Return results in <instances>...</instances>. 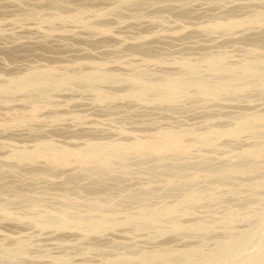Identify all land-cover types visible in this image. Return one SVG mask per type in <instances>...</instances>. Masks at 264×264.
<instances>
[{"label": "bare ground", "instance_id": "1", "mask_svg": "<svg viewBox=\"0 0 264 264\" xmlns=\"http://www.w3.org/2000/svg\"><path fill=\"white\" fill-rule=\"evenodd\" d=\"M91 1L0 6V130L79 127L88 115L62 112L76 93L159 117L130 110L115 138L95 127L81 144L12 146L0 161V228L45 233L58 252L12 235L0 264H264V0ZM29 19L27 34L3 27ZM121 27L134 37L122 40ZM25 59V71L7 68ZM195 105L202 125L162 124ZM132 175L136 190L124 184Z\"/></svg>", "mask_w": 264, "mask_h": 264}, {"label": "rangeland", "instance_id": "2", "mask_svg": "<svg viewBox=\"0 0 264 264\" xmlns=\"http://www.w3.org/2000/svg\"><path fill=\"white\" fill-rule=\"evenodd\" d=\"M57 0H0V6L4 8L3 10H9V11H15L19 9H38L43 7H50L51 4L56 2ZM21 2V4H20ZM108 1L104 0H95L89 2L90 5L94 6H106L108 4ZM84 3L81 2V0H71L70 5L67 9H77L79 6H82ZM88 4V3H87ZM1 10V9H0ZM2 10V11H3ZM245 14H252L251 12L245 13ZM33 19L26 20L24 22V26L19 25L18 23H9V21L3 23V27L6 31L13 33L18 32L19 33H25L26 31H33L35 29L36 22ZM6 23V24H5ZM9 24V25H8ZM15 24V25H14ZM35 24V25H34ZM7 25V26H6ZM12 25V26H11ZM14 25V26H13ZM29 27V28H28ZM10 30V31H9ZM136 31H132L127 27H121L117 29V34L122 40H126L128 38L134 37V33ZM38 33H32L30 35L33 36V39L39 40V38L42 40L41 36ZM39 36V38H38ZM55 39V38H54ZM53 40V39H52ZM57 39H55L56 41ZM57 42V41H56ZM3 43V41H2ZM0 41V45L2 44ZM57 44V43H55ZM3 45V44H2ZM4 46V45H3ZM2 47V46H1ZM0 58H2L0 54ZM31 60H21L16 63H8L7 68L11 70V72H18V71H25L28 69V67L31 65ZM74 96L81 97L82 100L78 102H73L68 107L62 108V112L65 114H71V113H81L86 114L89 116V118L86 120L84 124H82L79 127H74L72 120H65L61 125L57 126V128H47L44 129V131L41 134L33 135L31 134L27 129L19 128L15 132H3L0 130V161L3 159V155L7 154L12 146L17 147H27L33 145V143L37 140V138H47L51 139L56 142H62V143H77L81 144L83 142L82 139H79L78 137H82L81 132H89L91 129H95L97 127L99 132L96 135H92L95 137H102V138H115L118 135L119 129L122 127L123 123L122 120L126 115V111L131 110V116L133 119H136L135 116L142 112L147 113V118L150 120H157L159 115L154 114L152 112H149L148 110L142 109L138 106L133 104H126L122 102H117L114 105H112L109 109H100L97 105H95L91 100V95L84 94V93H76ZM244 108L246 109H252L255 107V105H249V104H243ZM8 107L0 105V119L4 118L2 115L6 113ZM237 106L229 107L226 111H236ZM203 109L200 105H195L193 108L186 109V112L184 115L177 114L174 115V119H172L171 122L175 123H162V124H174L176 126L180 125H186V126H200L202 125L200 114L202 113ZM184 116L186 119L184 120V123L180 121L181 117ZM116 118V122H112V119ZM183 123V124H182ZM99 127V128H98ZM134 125L129 122L126 125V128L132 129ZM64 130L67 131V134H62L58 131ZM1 145H4V147L1 148ZM29 177L24 178V183L27 184L29 181ZM53 186H57L61 182V178H55L52 180ZM124 183L126 187H129L130 189L136 190L138 187H140L141 180L139 176L132 175ZM47 179H43L36 185V188L34 189L37 193L45 194L48 193L47 191ZM9 229V231H7ZM11 228H0V240L3 241V237L11 236L13 238L20 237L22 238H29L37 240L39 243V246L43 251H47L50 253H57L55 243L50 239V237L45 233L37 232L36 230H32L31 228L24 226L20 230H14L16 232H11ZM13 233V234H11ZM15 233V234H14ZM10 234V235H8ZM43 234V235H42ZM12 235H15L12 236ZM117 236L119 238H125L123 234L118 233ZM72 240L76 239V236H70ZM39 240V241H38ZM121 241L126 242L125 239H121ZM44 248V249H43Z\"/></svg>", "mask_w": 264, "mask_h": 264}]
</instances>
